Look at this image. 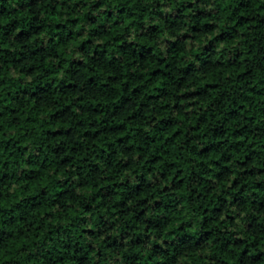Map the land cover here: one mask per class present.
I'll list each match as a JSON object with an SVG mask.
<instances>
[{
    "label": "trees",
    "instance_id": "obj_1",
    "mask_svg": "<svg viewBox=\"0 0 264 264\" xmlns=\"http://www.w3.org/2000/svg\"><path fill=\"white\" fill-rule=\"evenodd\" d=\"M0 264H264V0H0Z\"/></svg>",
    "mask_w": 264,
    "mask_h": 264
}]
</instances>
